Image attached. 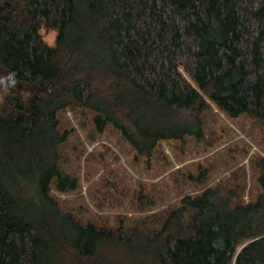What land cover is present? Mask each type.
Listing matches in <instances>:
<instances>
[{
	"label": "trees",
	"instance_id": "1",
	"mask_svg": "<svg viewBox=\"0 0 264 264\" xmlns=\"http://www.w3.org/2000/svg\"><path fill=\"white\" fill-rule=\"evenodd\" d=\"M10 74L0 264H264L263 195L204 188L150 234L81 223L50 194L76 186L59 166L60 110L94 111L98 132L146 159L164 140L205 141L210 102L264 121V0H0V84Z\"/></svg>",
	"mask_w": 264,
	"mask_h": 264
},
{
	"label": "rangeland",
	"instance_id": "2",
	"mask_svg": "<svg viewBox=\"0 0 264 264\" xmlns=\"http://www.w3.org/2000/svg\"><path fill=\"white\" fill-rule=\"evenodd\" d=\"M55 30H44L51 43ZM11 78L0 84V95ZM203 113L205 141L186 136L183 142L161 141L150 158L138 155L107 125L98 132L96 113L81 108L58 112L67 140L60 146L61 172L75 179V188L51 196L81 223L131 233H157L179 199L216 188L221 195L235 188L241 202L264 197V121L246 114L229 119L211 102ZM206 171V182L194 179ZM189 212L186 211V221Z\"/></svg>",
	"mask_w": 264,
	"mask_h": 264
},
{
	"label": "water",
	"instance_id": "3",
	"mask_svg": "<svg viewBox=\"0 0 264 264\" xmlns=\"http://www.w3.org/2000/svg\"><path fill=\"white\" fill-rule=\"evenodd\" d=\"M7 78H11L12 79V75L10 74L9 76H7Z\"/></svg>",
	"mask_w": 264,
	"mask_h": 264
}]
</instances>
